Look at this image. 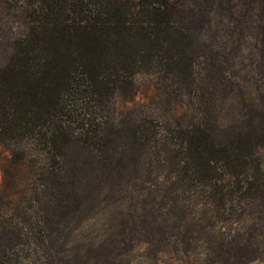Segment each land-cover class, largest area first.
<instances>
[{
    "label": "rangeland",
    "instance_id": "obj_1",
    "mask_svg": "<svg viewBox=\"0 0 264 264\" xmlns=\"http://www.w3.org/2000/svg\"><path fill=\"white\" fill-rule=\"evenodd\" d=\"M229 1L237 15L244 13L231 35L228 19L220 21L217 12L207 26L189 14L180 20L215 53L209 82L216 106L204 116L206 124L214 131L215 118L226 130L248 131L249 119L262 117L257 83L264 21L250 0ZM21 21L13 4L0 3V64L11 38L23 30ZM112 101L119 123L145 122L160 137L139 157L138 149L126 151L128 138L108 142L112 151L99 162L77 156L89 180L78 195L77 182L61 183L41 157L0 143V264H264V233L251 236L250 223L236 220L238 203L218 208L207 187L184 182L170 165L176 154H164L166 146L178 148L183 124L200 117L190 109L183 116L182 94L172 93L161 74L140 72L115 90ZM254 156L264 171V145ZM254 164L248 158L245 169L252 173Z\"/></svg>",
    "mask_w": 264,
    "mask_h": 264
},
{
    "label": "trees",
    "instance_id": "obj_2",
    "mask_svg": "<svg viewBox=\"0 0 264 264\" xmlns=\"http://www.w3.org/2000/svg\"><path fill=\"white\" fill-rule=\"evenodd\" d=\"M250 2L258 7L263 22L264 0ZM0 3L13 4L23 26L11 38L0 64V143L41 157L61 183L77 182L78 195L89 180L82 177L84 168L76 162L77 156L99 162L112 151L108 142L124 138L130 140L126 151L138 149V157L147 147L151 151L156 147L160 133L149 131L145 122L119 123L110 107H114L115 90L136 74H161L172 93L182 94L183 116L189 109L200 114L194 122L183 124L178 148H164L166 158L176 154L168 160L170 165L184 182L207 187L218 208L238 203L236 220L250 223L251 236L264 233V171L254 156L255 148L264 145V64L257 83L262 117L250 118L248 131L226 130L214 118L212 131L204 116L216 106L209 82L216 66L213 46L180 20L189 14L207 26L210 14L217 12L220 21L228 19L226 34L231 35L235 31L231 27L242 21L244 13L237 15L229 0ZM248 158L255 162L252 173L245 169ZM70 160L72 167H68Z\"/></svg>",
    "mask_w": 264,
    "mask_h": 264
}]
</instances>
